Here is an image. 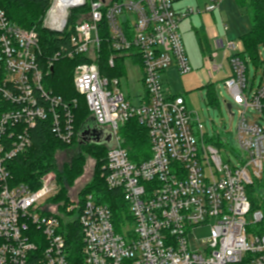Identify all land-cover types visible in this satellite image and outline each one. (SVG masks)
<instances>
[{"label":"built area","instance_id":"obj_1","mask_svg":"<svg viewBox=\"0 0 264 264\" xmlns=\"http://www.w3.org/2000/svg\"><path fill=\"white\" fill-rule=\"evenodd\" d=\"M182 1L52 0L43 18L44 28L67 38V45L47 59L51 70L62 56L89 60L75 67L74 85L90 117L111 134L105 143L106 184L123 190L131 216L119 230L108 205L92 194L82 205L73 202L68 211L80 210L82 240L75 264H264V233L248 230L250 215L254 224L264 221V211L253 208L249 195L264 180V73L255 89L249 87L248 64L237 43L217 40L229 53L224 83L242 108L240 153L232 164L208 141L201 116L184 97L170 94L162 80L171 66L182 75L193 70L181 22L199 10H178ZM221 1L210 0L205 10H217ZM85 7L88 11L69 26L71 11ZM103 24L113 53L109 66L115 67L120 56L142 68L145 94L137 104L123 93L118 77L100 73ZM41 54L36 29L10 21L0 8V97L11 106L0 114V264H73L60 214L47 205L58 193L56 180L45 176L36 190L10 186L7 162L31 146L30 131L38 121L52 116L56 136L66 144L74 138L72 109L78 100L66 102L45 86ZM249 108L260 115L247 116ZM134 118L146 127L152 151L140 163L130 159L120 134ZM207 226L209 241L200 244L194 231Z\"/></svg>","mask_w":264,"mask_h":264},{"label":"trees","instance_id":"obj_2","mask_svg":"<svg viewBox=\"0 0 264 264\" xmlns=\"http://www.w3.org/2000/svg\"><path fill=\"white\" fill-rule=\"evenodd\" d=\"M235 1L238 7L247 13L250 21V30L240 36L244 50L239 53V56L248 65L247 57L249 56L256 65L262 66L264 63L259 64L258 62L259 47H264V0ZM51 4L52 0H0V8L6 12L10 21L24 28H34L38 32L42 49L40 65L45 73V86L55 94L62 96L66 102H71L73 99L78 100V105L72 109L74 113V138L70 144L60 140L52 130V116L38 121L30 131L31 146L7 162L11 174L10 186L26 184L31 189L36 190L41 186L42 177L54 172L57 175L60 189L56 196L47 201V205L57 199H63L62 203H59L63 214H78L80 211L78 209L67 210L69 203L67 188L72 186L73 174L81 171L82 150L91 147L97 160L95 162L96 177L80 191V204H83L87 195L92 194L96 201L108 205L117 228L121 230L123 222L130 220L131 216L123 190L110 189L106 184L104 166L107 161L108 147L105 144H80L79 133L90 120V112L85 97L79 94L75 88L74 69L79 63L89 60L85 56H75L73 58L62 56L54 62L52 70L47 65V59L53 58L58 50H62L61 48L67 45V38L60 37L43 27V18ZM87 11L88 7L72 10L68 19L69 26L73 27L82 14ZM104 29L103 24L100 30L102 41L98 61L100 73L107 78L123 76L126 73L124 57H118L115 67H110L108 64V60L113 53L107 39L108 34ZM206 88L209 103H218L214 83H208ZM10 108L11 106L0 97V114ZM120 134L123 139V146L127 149L133 162L140 163L151 157L152 151L148 131L138 119H131L124 124L120 128ZM74 147L78 148L77 155L71 158L70 165L65 164L61 168L57 163V154ZM258 183L259 186L264 187V180ZM253 191L251 189L249 193L253 208H263L264 205L259 204L253 197ZM58 214L61 213L58 211ZM58 217L61 221L60 231L64 234L67 242L68 259L75 264L81 258L82 240L79 222L76 218L67 222L62 220L61 215ZM258 232L264 233V221L260 224Z\"/></svg>","mask_w":264,"mask_h":264},{"label":"rangeland","instance_id":"obj_3","mask_svg":"<svg viewBox=\"0 0 264 264\" xmlns=\"http://www.w3.org/2000/svg\"><path fill=\"white\" fill-rule=\"evenodd\" d=\"M188 1L185 3L193 2L191 0L189 2ZM226 1L227 0H224V2ZM197 2V4L200 6L198 9L203 11L205 10L206 5L210 3V0H197ZM191 8L197 12L196 7ZM230 15L232 17L227 18L228 25L230 26L227 34L223 33V30L221 29V19L218 18V16L214 18L211 14L205 13L201 18L203 19L205 26L208 28V31H215L214 36H219L218 38H215V40L223 39L224 42L235 41L237 43L238 49L242 51V42L235 34L236 27L234 22L240 21V24L246 22L247 25H249L250 22L248 18L244 17L240 13L239 15L232 13ZM188 23L189 21L186 22L183 27H185V25ZM240 28H243V25ZM183 38L193 70L190 73L184 75L176 73L175 75L168 76L166 84L169 85L174 92L180 93L181 95H185L186 93V99L188 102L187 104H189V106L194 109L193 111H197L199 113L202 121L204 122L205 131L207 132L206 137L209 139L208 141L215 144L220 149V153L225 161L230 159L232 164H237L238 160L236 156L240 153L237 143V127L241 117L242 108L238 105H235L234 98L224 83V79L227 78L225 71H229L230 69L227 60L229 53H227L226 50L218 49L215 40H213L210 44L211 54L209 56H204L205 52L208 53L207 47L205 44H203L205 49L202 48L198 42L195 32H187L184 34ZM247 60L249 63V70L247 74L248 86L255 89L262 80L261 78L264 73V64L262 66L256 65L249 56L247 57ZM258 63H264L263 46L259 47ZM220 65L225 68V71L219 69ZM125 67V75L118 78L124 94L127 95L130 93L132 97L135 93L141 92L142 89V86L138 82V75L140 71L139 67L129 58L125 62ZM208 82L214 83L215 85L218 103H209L208 101L209 99L206 88V84ZM227 104H231L233 106L232 111H229ZM259 115L260 114L258 112L252 111L250 108L247 111V116H251L254 119H256V117ZM77 153V147L71 148L67 151L59 152L57 154L58 165L61 168L65 164L70 165L71 158L74 155H77ZM82 156L83 160L81 161L80 165L81 171L79 173L76 172L73 174L75 178L73 177L72 179V186L67 188V195L69 197L67 210L68 207L73 204V202H80V191L84 186H86V184L90 183L96 177L95 162L97 160L91 150V147L83 149ZM45 176H51L54 180H56L58 188L60 189V184L58 183L56 173L50 172L43 177ZM258 184V182L255 183V185L250 188V190H254L252 193L255 200L259 204L264 205V187L259 186ZM62 201L63 199H57L56 201L50 202L49 205L52 206L56 211H59L61 213L60 215L62 216V219L65 221H71L76 218V214H63L61 208L59 207V203H62ZM261 209L264 211V207ZM248 219L250 222L248 230L252 233H257L259 231L260 224H254L252 222L251 215L248 217ZM210 229V226L195 229L193 236L196 237L200 244L207 243L209 241Z\"/></svg>","mask_w":264,"mask_h":264},{"label":"crops","instance_id":"obj_4","mask_svg":"<svg viewBox=\"0 0 264 264\" xmlns=\"http://www.w3.org/2000/svg\"><path fill=\"white\" fill-rule=\"evenodd\" d=\"M186 1H188V0H185V1H182V2H180V3H178L177 5H176V8L178 9V10H182V9H185V8H191V7H196L197 8V10H199L198 8H200V6L197 4L198 2H197V0H191V1H193V2H191V3H185ZM190 1V0H189ZM188 1V2H189ZM206 3V2H205ZM207 4V3H206ZM231 11H233V12H231ZM205 13H209V14H211L214 18H216L217 16H218V18H220L221 19V29L223 30V33H225V34H227V32H228V30H229V25H228V22H227V18H230V17H232L230 14L232 13V14H238L239 15V13L241 14V15H243L244 17H246V18H248V20H249V17H248V15H247V13L243 10V9H240L239 7H238V5H237V3L235 2V0H229V3H228V0L226 1V2H224V0L223 1H221V3H220V5H219V8L217 9V10H215V11H213V12H208V11H206V10H203V11H198L197 13H195V14H193V15H191L190 17H188V18H186V19H184L182 22H181V32H182V35H183V37H184V34L185 33H187V32H189V33H192V32H195V34H196V37H197V39H198V42L200 43V45L202 46V48L203 49H205L204 48V46H203V44H205L206 45V47H207V51H208V53H204V56H209L210 54H211V50H210V44H211V42L213 41V40H215V38H218L219 36H214V34H215V31H213V32H209L208 31V28L205 26V24H204V22H203V19L201 18ZM240 18V17H239ZM189 21V23L187 24V25H185V27H183L184 26V24L186 23V22H188ZM250 22V21H249ZM238 23V24H237ZM241 22L240 21H236V22H234V25H235V27H236V36H238V38H240V36L241 35H243V34H245V33H247L249 30H250V23H249V25H247L246 24V22H244L243 24H240ZM225 25L227 26V29H225ZM239 25V26H238ZM242 25H243V28H240V27H242ZM238 27V28H237ZM213 33V34H212ZM217 33L219 34V32L217 31ZM216 33V34H217ZM184 39V38H183ZM217 40L218 39H216L215 40V42H216V46H217ZM223 40V39H222ZM242 51L244 50V47H243V44H242ZM217 48H218V46H217ZM218 49H222V48H218ZM224 50V49H223ZM241 51V52H242ZM133 61V60H132ZM133 63H135L138 67H139V75H138V82L140 83V85L142 86V89H141V92H139V93H135L132 97H131V94L130 93H128L127 95H126V97L129 99V100H131L133 103H138L139 101H140V99L144 96V94H145V89H144V86H143V82H142V68H141V66L139 65V64H137V62H135V61H133ZM126 68V67H125ZM223 71H225V68L223 67V69H222ZM226 72V74H227V77L230 75V69H229V71H225ZM176 73H179L178 72V70L176 69V67L175 66H171V68H169L168 70H166L164 73H163V75H162V80H163V82H164V84H165V87L167 88V90H168V92L170 93V94H172V95H180V96H182V97H184V99H185V101H186V103H188L187 102V99H186V93H185V95L183 94V95H181L180 93H177V92H174L172 89H171V87L169 86V85H167L166 84V81L168 80V76H170V75H175ZM208 83H211V82H208ZM207 83V84H208ZM206 84V85H207ZM124 93V92H123ZM132 98H133V100H132ZM187 106L191 109V110H194L193 108H191L190 106H189V104H187ZM232 108V107H231ZM232 111V110H231ZM195 112H197V111H195ZM198 113V112H197ZM199 114V113H198ZM88 124H95V125H97L96 124V122L94 121V119L92 118V117H90V120L86 123V125H85V127L88 125ZM80 140H81V138H80Z\"/></svg>","mask_w":264,"mask_h":264},{"label":"water","instance_id":"obj_5","mask_svg":"<svg viewBox=\"0 0 264 264\" xmlns=\"http://www.w3.org/2000/svg\"><path fill=\"white\" fill-rule=\"evenodd\" d=\"M229 111H231V104H227ZM79 137L82 142L88 144H110L111 142V134L106 133L103 129L98 127L95 124H88L86 127L81 130L79 133Z\"/></svg>","mask_w":264,"mask_h":264},{"label":"flooded vegetation","instance_id":"obj_6","mask_svg":"<svg viewBox=\"0 0 264 264\" xmlns=\"http://www.w3.org/2000/svg\"><path fill=\"white\" fill-rule=\"evenodd\" d=\"M80 144H84L85 145V144H88V143H85V142L80 141Z\"/></svg>","mask_w":264,"mask_h":264}]
</instances>
